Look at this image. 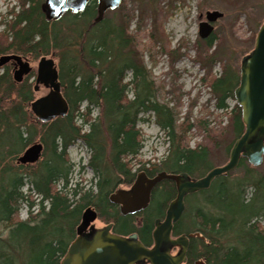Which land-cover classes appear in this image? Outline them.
<instances>
[{"label":"trees","instance_id":"16d2710c","mask_svg":"<svg viewBox=\"0 0 264 264\" xmlns=\"http://www.w3.org/2000/svg\"><path fill=\"white\" fill-rule=\"evenodd\" d=\"M17 1L20 10L9 9L10 20L0 21L5 25L0 32V56H56L66 111L41 120L31 108L29 75L17 81L9 63L0 67V264H60L87 206L113 232L134 234L151 245L154 220L164 217L176 195L175 184L167 179L158 183L149 205L130 215H122L108 194L115 186H130L141 169L150 177L162 170L203 176L217 165L211 150L221 143L223 152L229 154L243 133L240 107L234 104L230 109L229 138L224 137L227 124L211 133L212 128L204 123L206 136L216 137L208 144L190 147L187 133L196 124L188 116L180 120L174 106L163 100L162 88L144 64L139 38L128 32L127 14L108 20L104 12L96 20L97 0H89L82 12L67 11L58 20L47 21L45 0ZM247 41L253 45L254 36ZM214 42V35L198 38L194 49L197 59L209 69L205 75L210 80L206 76L201 80L213 94L216 108L227 111V101L234 98L239 84L240 66L231 70L224 64L222 72L213 76L210 68L215 52L202 50L209 51ZM93 109L98 114L92 118ZM143 113L154 115L169 146L158 163L133 171L132 160L142 145L137 124ZM77 140L89 150L87 166L95 182L87 189L70 183L73 164L68 149ZM34 142L42 144L39 159L18 162ZM238 167L242 168L240 175L231 170L208 188L185 197L184 212L172 234H199L189 237L188 264L200 258L205 264H264V173L244 157ZM22 205H26L25 219L19 217ZM187 219L188 224H183Z\"/></svg>","mask_w":264,"mask_h":264},{"label":"rangeland","instance_id":"374dc122","mask_svg":"<svg viewBox=\"0 0 264 264\" xmlns=\"http://www.w3.org/2000/svg\"><path fill=\"white\" fill-rule=\"evenodd\" d=\"M11 8L15 12L20 10L17 0H0V21L10 20L12 14L6 13ZM214 10L222 13V16L213 22V31L210 34L214 35L216 42L209 51L202 52H215V61L210 70L213 76H218L224 64H229L231 70L236 65L239 70L241 57L245 55L243 53H249L253 48V45H248L247 40L252 35L255 38L256 30L264 20V0H122L118 10H108L104 14V18L108 20L123 14L128 15V32L139 38L144 48V64L151 70L156 84L162 88L163 100L174 106L180 120L188 116L189 121L196 124L187 133L186 141L190 147L212 142L216 136L211 139L209 135L206 136L202 125L208 123L212 128L211 133L218 131L219 127L228 123L230 109L236 104L234 98L228 99L227 111L217 109L213 94L201 80L209 69L204 68L202 62L197 59L194 43L200 38L198 24L205 20V12ZM4 29L5 25L0 23V32ZM39 58H31L29 55L26 57L33 72ZM53 58L57 63V57ZM209 78L206 76L205 80L209 81ZM46 92L47 89L39 86L38 90L33 91V98ZM97 114L98 109H93L91 117ZM77 122L79 123V119ZM137 127L140 130L142 145L139 154L132 160L133 171L141 165L151 167L153 163H158L166 155L169 146L165 132L156 123L152 113L141 114ZM85 129L87 126L83 127V130ZM228 131L227 124L225 139L230 136ZM211 153L213 162L217 164L214 167L223 165L228 160V154L223 152L221 143H218ZM68 156L73 164L70 183H79L84 189L93 186L95 180L91 168L87 166L89 150L85 144L77 140L69 147ZM256 168L264 173V156L262 163ZM241 170V167L234 169V175H240ZM26 187L23 189L26 190ZM31 196L37 201L36 196ZM25 206L22 205L19 210L20 219L27 216ZM139 219L135 218V222L138 223ZM188 222L187 219L183 224L187 225ZM105 224L99 218L94 221L96 228ZM261 224H264V220Z\"/></svg>","mask_w":264,"mask_h":264},{"label":"water","instance_id":"95a60500","mask_svg":"<svg viewBox=\"0 0 264 264\" xmlns=\"http://www.w3.org/2000/svg\"><path fill=\"white\" fill-rule=\"evenodd\" d=\"M89 0H45L44 11L46 20H57L65 12L79 13L83 11ZM121 0H97L98 20L108 9H115ZM222 16L218 11H206L205 20L198 24V35L207 38L213 31V22ZM10 59L19 66L14 78L19 81L22 74L30 70L29 62L18 55H3L0 66ZM36 80L43 82L50 91L42 98L31 102L34 114L41 120H48L64 114L66 102L60 92L57 70L52 58L41 57L37 64ZM236 104L241 109L244 124L243 133L233 142L228 160L215 166L203 176L190 177L185 172L167 173L159 171L149 177L144 171L136 177L128 190H116L108 197L113 204L119 205L122 215L132 214L145 209L154 186L164 179L173 181L176 187L175 197L168 203L163 219L156 218L152 230L153 243L147 246L136 235H120L110 231V225L100 228L94 226L97 212L87 206L76 228V237L70 242L60 264H183L189 237L195 234L171 236L173 224L178 221L185 208V197L194 192L206 189L211 182L221 175L235 169L241 157L252 166L261 164L264 156V21L259 26L252 50L240 61L239 84L234 89ZM42 144L34 142L18 157V162L34 163L41 154ZM88 229V231H84ZM173 247L178 250L171 254ZM194 264H203L196 260Z\"/></svg>","mask_w":264,"mask_h":264},{"label":"flooded vegetation","instance_id":"af4514ba","mask_svg":"<svg viewBox=\"0 0 264 264\" xmlns=\"http://www.w3.org/2000/svg\"><path fill=\"white\" fill-rule=\"evenodd\" d=\"M7 63H9V64L11 65V70H12L13 73H15L16 71H18L19 66L14 62V60L10 59ZM27 75H29L28 81H29L30 83L33 82L32 87H33V89L35 90L36 80H37V76H38V69H37V67H36L35 72H33L32 67H30V70H29V72H28L27 74H22V75H18V76H20L21 79H25V77H26ZM21 79H20V80H21ZM39 86H42L43 88L47 89V92H46V94H44V95H42V96H40V97L34 98L35 100L38 99V98L40 99V98L46 96V95L48 94V92L50 91V89H49L47 86H45L43 82H38L36 90H38ZM120 189H127V188H126V187H121V188H120V187L115 186V187L113 188V190H112L110 193L115 192L116 190H120ZM110 193H109V194H110ZM109 194H108V196H109ZM118 207H119V205H118ZM188 246H189V245H188ZM176 251H177V248H173V249L171 250V253L174 254ZM200 259H201V258H200ZM187 260H188V259L186 258V262H185V264H188ZM196 260H197V259L193 260L191 264H194V262H195ZM202 260H203V259H202ZM203 264H205V260H203Z\"/></svg>","mask_w":264,"mask_h":264},{"label":"bare ground","instance_id":"6f19581e","mask_svg":"<svg viewBox=\"0 0 264 264\" xmlns=\"http://www.w3.org/2000/svg\"><path fill=\"white\" fill-rule=\"evenodd\" d=\"M16 80V79H15Z\"/></svg>","mask_w":264,"mask_h":264}]
</instances>
